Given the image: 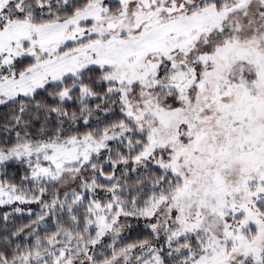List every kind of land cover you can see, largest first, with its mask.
<instances>
[{
	"label": "snow or ice",
	"instance_id": "obj_1",
	"mask_svg": "<svg viewBox=\"0 0 264 264\" xmlns=\"http://www.w3.org/2000/svg\"><path fill=\"white\" fill-rule=\"evenodd\" d=\"M0 209V264H264V0H0Z\"/></svg>",
	"mask_w": 264,
	"mask_h": 264
},
{
	"label": "rangeland",
	"instance_id": "obj_2",
	"mask_svg": "<svg viewBox=\"0 0 264 264\" xmlns=\"http://www.w3.org/2000/svg\"><path fill=\"white\" fill-rule=\"evenodd\" d=\"M25 207V206H22ZM33 208L35 209V206H33ZM3 211H5V209H0V213H2Z\"/></svg>",
	"mask_w": 264,
	"mask_h": 264
}]
</instances>
